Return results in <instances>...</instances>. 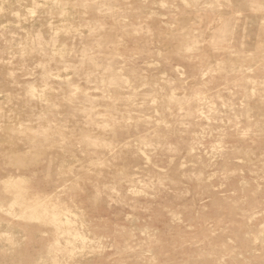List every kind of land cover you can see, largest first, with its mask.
Segmentation results:
<instances>
[{
	"label": "rangeland",
	"instance_id": "1",
	"mask_svg": "<svg viewBox=\"0 0 264 264\" xmlns=\"http://www.w3.org/2000/svg\"><path fill=\"white\" fill-rule=\"evenodd\" d=\"M0 190V264H264V0H0Z\"/></svg>",
	"mask_w": 264,
	"mask_h": 264
},
{
	"label": "bare ground",
	"instance_id": "2",
	"mask_svg": "<svg viewBox=\"0 0 264 264\" xmlns=\"http://www.w3.org/2000/svg\"><path fill=\"white\" fill-rule=\"evenodd\" d=\"M190 45H189V47H188V50H194V49H197L198 48V46H197V43H189ZM187 47V46H186ZM252 92H253V94L254 93H257L256 92V90L255 89H252ZM220 131V130H219ZM225 132V131H224ZM213 133V132H212ZM223 133V132H222ZM220 135H222V134H220ZM225 137V136H224ZM223 137V138H224ZM222 138V137H221ZM88 139V138H87ZM218 141V140H217ZM220 141V142H219ZM218 141V143H221L222 144V141L221 140H219ZM216 143V142H215ZM221 144L219 145L220 147H221ZM194 145V144H193ZM216 145H217V143H216ZM195 146H196V144H195ZM220 147H217V148H219V150H223V149H221ZM225 147V146H224ZM223 147V148H224ZM227 148V147H226ZM194 149H196V151L198 150L196 147L194 148V146H192L191 147V149L190 150H193L194 151ZM215 150H217V149H215ZM218 152V151H217ZM214 154V153H213ZM213 154H212V156H213ZM219 154L220 155H222L221 153H220V151H219ZM215 156V155H214ZM216 156H217V153H216ZM215 156V157H216ZM229 158H231V157H229ZM212 162V161H211ZM208 163V162H207ZM78 164H80V163H78ZM209 164V163H208ZM211 164V163H210ZM210 166V165H209ZM208 166V167H209ZM207 169V168H206ZM207 171V170H206ZM205 174V173H204ZM204 174H203V176H204ZM134 177V176H133ZM131 179V178H130ZM28 187H30L29 185L26 187V190H28ZM1 191V190H0ZM7 191V190H6ZM40 195V194H39ZM38 195V193H37V196H39ZM39 197H41V195L39 196ZM26 201V198L25 197H23V196H19V197H17L16 198V200H15V202H17V203H19V204H22V203H24ZM64 203V202H63ZM61 201L59 202H56L53 206L51 205V203H50V198H42V199H39L36 203H35V206H34V208L35 209H39L40 211H41V213L40 214H38V217L39 218H43L44 220H45V218H47L46 219V221L49 219L51 222H53L54 224H56V225H58L57 227H59L60 228V230H61V226H64L65 227V225H67V228L65 227V230L64 231H60L62 234H64L65 232H67V234L69 233L71 236H72V240L71 239H69L70 238V236H68L69 238V242H71V241H73V240H79L80 242L79 243H83L84 242V244L86 243V237L84 236V234L83 233H81L82 231H80L78 228H76V225H75V221H78V220H75V218H73V216L70 214V211H71V209H69L68 207H67V203L65 202L64 204H63ZM16 204V203H15ZM14 205V204H13ZM12 205V206H13ZM14 207H15V205H14ZM19 208V207H18ZM46 208H48V209H46ZM51 208V209H50ZM9 210L11 209V208H8ZM13 209H15V208H13ZM8 210V211H9ZM13 212H15V211H13ZM73 213V212H72ZM75 214V213H74ZM35 216V215H34ZM76 216V215H75ZM80 216V215H79ZM77 219V218H76ZM60 233V234H61ZM61 234V235H62ZM59 235V234H58ZM61 235H59V236H61ZM83 241V242H82ZM75 242V241H74ZM75 244H76V242H75ZM56 245V244H55ZM86 245V244H85ZM67 246V245H66ZM65 246V247H66ZM81 246H83L82 244H81ZM53 247H54V245H53ZM56 247L57 248H59L57 245H56ZM64 247V246H63ZM63 247H60V248H62V249H64ZM71 248H72V246H71ZM83 248V247H82ZM86 248V247H85ZM66 249V248H65ZM69 250H71L70 248H68ZM51 250L53 251V253H55L54 251H56V248H54V250L51 248ZM59 250H57V252H58ZM69 252V251H68ZM72 252V251H71ZM54 260H58V257L57 256H54Z\"/></svg>",
	"mask_w": 264,
	"mask_h": 264
}]
</instances>
